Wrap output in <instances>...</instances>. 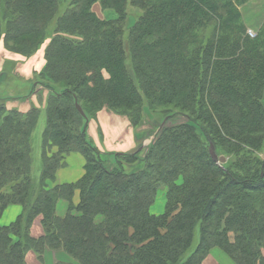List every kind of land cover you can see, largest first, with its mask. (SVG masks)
I'll return each instance as SVG.
<instances>
[{"label": "trees", "instance_id": "trees-1", "mask_svg": "<svg viewBox=\"0 0 264 264\" xmlns=\"http://www.w3.org/2000/svg\"><path fill=\"white\" fill-rule=\"evenodd\" d=\"M242 2L72 0L59 12L61 0H0L8 49L30 56L49 39L39 180L40 109L0 102V218L11 204L23 208L0 224V264H29L30 251L43 262L48 249L79 264H201L215 247L235 264H264V24L250 36ZM96 3L117 16L101 18ZM133 8L142 13L125 36ZM169 106L189 120L164 126L143 158L118 153L105 166L87 137L89 117L107 107L142 126L146 110ZM71 152L85 157L84 175L51 186ZM164 188L165 211L154 214ZM60 199L69 201L64 215ZM38 218L43 233L34 236Z\"/></svg>", "mask_w": 264, "mask_h": 264}, {"label": "rangeland", "instance_id": "rangeland-1", "mask_svg": "<svg viewBox=\"0 0 264 264\" xmlns=\"http://www.w3.org/2000/svg\"><path fill=\"white\" fill-rule=\"evenodd\" d=\"M71 2L72 0H61L59 12L65 11L66 8L70 6ZM239 9L247 26V32L248 29L252 28L257 33L264 24V0H244V2L239 5ZM92 10L101 18L113 19L117 16L114 10L104 9L100 3H96ZM130 11L131 15L125 26L127 31L125 36H128V28L134 24L135 19L142 13L141 10L136 8ZM50 27H52V25ZM51 30L52 29H50V31ZM48 41L49 39L37 50V52H34L30 56H26L15 52L12 45H10V49H8L4 40H0V102L5 103L8 108L16 107L23 111H26V108H30L31 106H36L40 109L38 120L32 134V170L36 180H39L41 175L43 131L46 126L44 101L45 95L47 94V87L45 85L43 86L45 81L39 74L43 71L46 64L44 51ZM55 86L61 88L58 84H55ZM59 88L57 89L60 90ZM181 112L182 111L175 110L173 106L164 107V109L161 107L153 111L146 110V123L142 126L140 124L136 126L132 122V117L127 113H117L112 109L104 107L99 110L96 115L88 118L87 137L101 152V157L105 166L108 169H112L117 165L118 158L116 154H138L143 158L164 126L189 120V116ZM117 126H120L122 129V135L120 138L116 139L118 133ZM128 136L133 137V142H131L130 146L132 150L121 151L122 147L116 146V143L124 141ZM108 141L110 143L112 141V144H109ZM55 150L56 147H52L48 150V154L51 155ZM261 156L264 157V152L261 153ZM225 158L227 160V157ZM178 182L181 183L182 178H180ZM166 191V188L159 190L157 199L164 196L166 200ZM155 203L162 208L160 213L164 212L165 203L163 205H158L161 203L159 199L156 200ZM198 240L197 236L192 250L197 246Z\"/></svg>", "mask_w": 264, "mask_h": 264}, {"label": "crops", "instance_id": "crops-1", "mask_svg": "<svg viewBox=\"0 0 264 264\" xmlns=\"http://www.w3.org/2000/svg\"><path fill=\"white\" fill-rule=\"evenodd\" d=\"M90 131H89V135H90ZM117 131L118 133L116 135V139L120 138L122 135V129L120 128V126H117ZM131 142H133V137L128 136L127 139H124V141L117 142L116 146L118 147L121 146L122 147L121 151H128V150L130 151V149L132 148L130 147ZM108 143L112 144V141L111 143L108 141ZM85 163H86L85 157L81 153L71 152L67 154L65 157L64 164L57 170L55 181L50 182V185L53 186L54 184L77 182L85 173ZM164 198H165L164 196L158 198L159 202L161 201V203L158 205H163L164 203L166 204V200ZM79 201H80V191L77 189L73 196V202L74 204H78ZM68 208H69L68 200L60 199L57 202L56 211L58 215H64L67 212ZM22 210L23 208L19 204L9 205L5 209L2 217L0 218V224L2 225L10 224L22 213ZM161 210L162 208L160 206H157L156 203L152 205L151 207V212L154 214H161L160 213ZM31 231L34 236L42 235L43 228L41 225L40 218L34 221ZM27 260L29 264H56V262L59 260L73 262V263L78 264V262H76V260H74L66 252L54 251L51 249H48L45 252V259L43 262H41L37 258L36 254L32 251L28 252ZM201 264H235V262L224 250H222L219 247H215L210 250L209 254L207 255V257L203 260Z\"/></svg>", "mask_w": 264, "mask_h": 264}, {"label": "water", "instance_id": "water-1", "mask_svg": "<svg viewBox=\"0 0 264 264\" xmlns=\"http://www.w3.org/2000/svg\"><path fill=\"white\" fill-rule=\"evenodd\" d=\"M76 107H77L78 111H79L83 116H85V112H84L83 108L81 107V105L77 103V104H76ZM211 154H212L213 159H214L215 161H217V162H225V160H226V158H225L224 156H218V155L216 154V151H215L214 145H211Z\"/></svg>", "mask_w": 264, "mask_h": 264}, {"label": "built area", "instance_id": "built-area-1", "mask_svg": "<svg viewBox=\"0 0 264 264\" xmlns=\"http://www.w3.org/2000/svg\"><path fill=\"white\" fill-rule=\"evenodd\" d=\"M248 34L250 36L254 37L256 35V32L252 28H250V29H248Z\"/></svg>", "mask_w": 264, "mask_h": 264}]
</instances>
